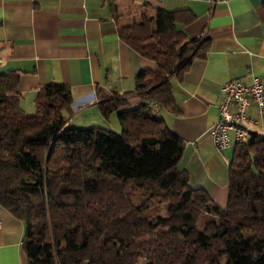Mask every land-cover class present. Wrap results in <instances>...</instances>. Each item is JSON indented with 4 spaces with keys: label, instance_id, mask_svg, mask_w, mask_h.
I'll return each instance as SVG.
<instances>
[{
    "label": "trees",
    "instance_id": "obj_1",
    "mask_svg": "<svg viewBox=\"0 0 264 264\" xmlns=\"http://www.w3.org/2000/svg\"><path fill=\"white\" fill-rule=\"evenodd\" d=\"M180 17L158 8L122 27L157 66L137 77L140 105L100 95L121 134L68 122L73 96L61 83L44 85L27 113L18 75L0 74V203L26 224L28 264H264V137L236 144L222 207L190 185L183 140L150 107L179 111L170 78L206 54ZM156 202L167 214L150 219Z\"/></svg>",
    "mask_w": 264,
    "mask_h": 264
},
{
    "label": "crops",
    "instance_id": "obj_2",
    "mask_svg": "<svg viewBox=\"0 0 264 264\" xmlns=\"http://www.w3.org/2000/svg\"><path fill=\"white\" fill-rule=\"evenodd\" d=\"M158 8L181 11L184 18H178V25L188 37L199 39L206 54L195 58L181 76L170 78L179 111L150 107L183 140L179 168L188 174L190 185L205 189L226 207L237 143L218 148L209 130L219 117L224 83H250L251 73L264 83L263 0H0V74L18 75L25 112L36 110L44 85L61 83L73 96L68 122L106 127L100 95H120L128 106L140 105L137 77L157 66L124 40L121 29L145 17L154 19ZM249 113L256 121L253 133L264 137V117L255 104ZM107 118H117L118 126L117 112ZM0 220V264H28L25 222L1 203Z\"/></svg>",
    "mask_w": 264,
    "mask_h": 264
},
{
    "label": "built area",
    "instance_id": "obj_3",
    "mask_svg": "<svg viewBox=\"0 0 264 264\" xmlns=\"http://www.w3.org/2000/svg\"><path fill=\"white\" fill-rule=\"evenodd\" d=\"M214 2L211 0V3ZM251 75L250 83L230 80L222 86L223 100L219 104V117L209 130L218 148H226L232 142L250 141L255 137L252 126L256 121L249 109L255 104L259 116L264 117V83L259 76Z\"/></svg>",
    "mask_w": 264,
    "mask_h": 264
},
{
    "label": "rangeland",
    "instance_id": "obj_4",
    "mask_svg": "<svg viewBox=\"0 0 264 264\" xmlns=\"http://www.w3.org/2000/svg\"><path fill=\"white\" fill-rule=\"evenodd\" d=\"M32 110H33V108L31 107L29 109V111H32ZM33 112H35V110ZM70 118L71 117L69 116L68 119H70ZM105 119H106V125L105 126L108 129L112 130L116 134H121L122 133V130L120 129V125H119V120L117 121V125L118 126H116V124H115L117 118H115V122L112 119H111V122H109V119L107 117ZM74 124H75V126H82V125H76V124H79V123H77V121H74L73 125ZM112 126L116 127L117 129L115 130ZM139 199H140V197H138L134 201V203H138L139 202ZM166 214H167V208L165 207V205L164 204H158L157 202L156 203H153V205L145 213V215L147 217H149L150 219H155L158 215H166ZM204 222H205L204 220L202 222L200 221V226H202V223H204Z\"/></svg>",
    "mask_w": 264,
    "mask_h": 264
}]
</instances>
